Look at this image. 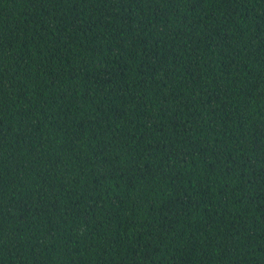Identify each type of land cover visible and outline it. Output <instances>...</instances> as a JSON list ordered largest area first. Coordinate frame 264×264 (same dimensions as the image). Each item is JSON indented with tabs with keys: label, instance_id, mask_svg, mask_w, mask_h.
I'll return each instance as SVG.
<instances>
[{
	"label": "trees",
	"instance_id": "obj_1",
	"mask_svg": "<svg viewBox=\"0 0 264 264\" xmlns=\"http://www.w3.org/2000/svg\"><path fill=\"white\" fill-rule=\"evenodd\" d=\"M0 264H264V0H0Z\"/></svg>",
	"mask_w": 264,
	"mask_h": 264
}]
</instances>
